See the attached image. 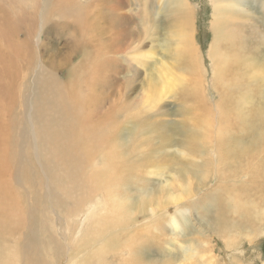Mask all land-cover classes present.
Returning <instances> with one entry per match:
<instances>
[{
  "label": "rangeland",
  "instance_id": "rangeland-1",
  "mask_svg": "<svg viewBox=\"0 0 264 264\" xmlns=\"http://www.w3.org/2000/svg\"><path fill=\"white\" fill-rule=\"evenodd\" d=\"M74 1L76 7H81L89 0ZM136 1L126 0L125 4H120L114 10L110 8L114 0H92L89 12L87 8L82 10L86 12L88 24H80V21L76 24L78 31H86L92 26L96 30H103V34H99L104 44L97 50L96 42V62L90 63L91 72L84 76L91 77L94 70L96 76L91 79L97 83L93 87L105 85L103 91L109 96L108 100L120 99V132H124L126 139L122 141L121 147L125 150V155L118 159L120 169L115 171L118 185L115 189L111 186L113 198L104 208L98 196L85 202L84 207L96 205L98 211L85 217L84 222L80 221V226L84 231L93 233L92 229L98 226V221L93 216L106 214V209L123 196L133 197L135 206L132 214H121L118 217L120 228H112L117 232L119 248L126 242V245H130V250L124 252L113 248L100 256L89 255L91 258L85 260L80 259L83 251L72 254L46 248L41 253L47 264H264V198L261 195L264 189L261 185L264 182V171L254 170L264 158V123L258 125L250 116L255 113L258 118L264 119V82L261 81L264 79V67L245 74L239 70L238 73H225L214 78L213 62L208 55L215 33L211 24V0H183L189 8L188 24L192 44L198 51L196 69L184 72L179 67L180 60L177 61L178 64L175 63L170 53L173 43L168 41V29L162 27L161 23H154L156 17L157 20L163 18V13L160 12L164 8L163 0H153L154 3L149 7L152 15L149 21H153L155 30L151 28L150 37L142 44L135 37L136 32L141 29V21L137 17L140 7ZM39 2L40 0H0V26L7 17L16 18L22 31L25 26L35 24L29 43L31 54L33 50H37L42 59L47 60L51 50L60 51L54 62L60 63L62 67L59 74L61 81L70 85L66 79L70 74L62 69L76 64L81 54H76L70 65L62 64L60 55L67 50L65 40L62 39L66 35L60 33V26L51 33L43 34L44 30L40 31L42 36L38 39L42 11L45 7L49 8ZM242 6L252 16H261V8L255 0H245V5ZM157 9L158 13H155ZM47 20V27H51L49 22L52 24L61 21L53 15H49ZM119 28L122 30L121 35H115ZM258 30H261L260 36L263 39L258 43V49L264 56V26L257 27ZM72 35L79 38L76 31ZM18 37L15 40L23 42L21 33ZM109 43H114V46L108 47ZM100 62L102 64L98 66ZM25 68L34 71L30 74L34 79L29 84L30 100L40 97L42 86L46 82L53 91H58L54 79L41 71L37 63L26 64ZM252 76L259 78L253 79ZM72 82L76 84L74 77ZM250 82L263 86L260 90H249ZM83 87L82 91L86 88L85 85ZM242 87L241 96L245 95V102L240 103L241 113L236 112L235 108L226 117L219 115L218 106L234 98V91ZM100 89L95 90L99 93ZM220 96H224L222 101ZM44 98L47 100L45 93ZM202 98L204 101H201ZM138 119L146 124L144 128H150L144 136H149L148 139L155 138L150 152L153 161L138 162L141 158H133L137 155L136 152L140 155L147 152L142 139L139 142L143 146L140 151H130L128 147L133 143L129 132L134 130V122ZM54 122L57 125V119ZM162 139L168 140L166 145L162 143ZM221 141L227 151L235 144L244 149L238 161L229 153L236 148L222 153ZM55 142L58 143L56 146L53 143L52 147L57 151V159L67 157L68 153L64 150L61 139L57 138ZM38 143L42 156L46 159L44 147H50L47 136L39 134ZM114 152L121 154L120 150ZM115 156L114 153V158ZM127 158L130 160V169L128 165H123ZM33 163L36 171L32 168ZM180 166L186 168L183 170L185 177L178 175ZM21 167L26 169L29 179L37 173L46 189L45 179L42 177L44 172L48 178L49 190H53L58 196L69 201L78 197L77 190H73V177L56 166L50 171L45 170L43 165L41 168L33 151ZM73 167L71 163L65 165L66 169ZM60 180L63 182L60 183ZM144 187L151 189L142 192ZM171 196L177 198L174 203L170 202ZM238 198L241 201L238 202ZM197 201L199 206L195 207ZM219 205L221 226L218 230L213 225V216L217 214ZM181 213L186 214L182 228L169 224L170 215L178 216ZM47 217L49 225L34 224L29 228L42 231L43 237L59 231L65 241L72 245L73 240L64 231L67 229L66 225H56L54 217ZM68 221L71 223L72 220ZM159 221H162L161 225L155 226ZM67 230L68 234L75 233L71 228ZM29 238L28 234L23 235L24 240ZM83 238L84 236H79L78 241ZM108 243L109 240L106 244ZM52 251H56L60 258H53ZM134 259H138V262Z\"/></svg>",
  "mask_w": 264,
  "mask_h": 264
},
{
  "label": "bare ground",
  "instance_id": "bare-ground-1",
  "mask_svg": "<svg viewBox=\"0 0 264 264\" xmlns=\"http://www.w3.org/2000/svg\"><path fill=\"white\" fill-rule=\"evenodd\" d=\"M91 1L85 2L81 7H76L74 0H40L39 2L49 8L45 7L42 11L38 39L40 40V36H42L40 31L44 30L43 34L51 33L52 30L60 26V33L66 35L62 39L65 40L67 50L60 55L62 64L70 65L74 56L78 53L81 54L80 60L76 64L74 63L75 65L72 64L69 68L63 67L64 69H62L69 72L70 76L64 77L70 85L61 81L59 74L62 67L60 63L54 62L60 51L51 50L47 60H43L37 50H33V54H31L29 43L35 24L25 26L22 31L15 20L16 18L7 17L0 26V264H47L41 253L46 248L72 254H76V251H83L80 254L81 260L91 258L89 255L100 256L113 248L124 252L130 250V245H126V242L119 248L120 244L117 243L115 229L120 228L118 217L121 214H129V212L132 214V208L134 209L135 206L133 197L123 196L106 209V214L93 216L98 221L97 228L92 229L93 233L84 231L80 226V221L84 222L85 217L98 211L96 205L84 207L85 202L98 196L104 208L113 198L111 186L113 189L117 188L118 181L115 171L117 168L120 169L118 159L125 155L123 153L125 150L121 147L123 146L122 141H126L124 132H120L122 128L120 99L108 100L109 96L103 91L105 85L99 84L93 87L97 83L91 79L96 76L94 70H92L91 77L85 78L84 76L91 72L90 63L96 62V51L104 44L99 34H103L102 28L96 30L92 26L86 31H78L76 28L79 21L80 24L87 23L86 12L82 10L87 8L89 12L92 6ZM114 1L110 7L114 10L119 8L120 4L126 3V0ZM255 1L261 8V16H252L247 8H243L245 0H211L213 11L211 24L214 26L215 33L208 55L213 62L214 78L225 73H238L239 70L245 74L253 69L264 67V56L258 49V43L263 39L260 36L261 30L257 31V27L264 26V0ZM136 2L140 7L137 17L141 21V29L136 32L135 36L138 43L142 44L150 37L151 28L155 30V27L152 26L154 23H161L162 27L168 29V41L173 43L170 53H172L175 63L178 64L177 61L180 60L179 67L184 72L194 71L193 69H196L197 66L198 51L192 44L188 24L189 8L185 2L183 0H163L164 8L160 9L163 18L157 20L156 17L154 23L149 21V17H152L149 7L154 3L153 0H137ZM158 9L155 13H158ZM49 15L59 17L61 21L52 22V24L49 22L51 27H47ZM20 16L17 17L18 21ZM1 17L2 15H0ZM96 26L99 27V24ZM118 30L119 32L115 35H121V28ZM74 31L77 32L79 38L72 35ZM20 33L23 36V42L15 40L19 38ZM96 33L98 34L96 35ZM92 40H94L93 43ZM96 42L97 50L94 48ZM112 46L114 43L108 44V47ZM31 62L37 63L41 71L54 79L57 92L53 91L46 82L42 86L40 97L36 96L35 100H30L28 90L31 87L29 84L31 80H34L30 74L34 71H28L25 67ZM101 64L100 62L98 66ZM36 74L40 76L38 73ZM73 77L76 79V84L72 82ZM251 78L259 77L252 76ZM261 81L264 82V79ZM213 84L215 85V79ZM83 85L86 87L83 89L84 91L81 89L84 88ZM262 86L260 83L255 85L254 82H250L249 90H260ZM97 88H101L99 93L95 90ZM242 89L243 87L236 89L234 98L218 106L219 115L222 114L223 117H226L235 108L236 112L241 113L240 103L245 102V95L241 96ZM84 92L86 93L84 94ZM44 93L47 100L44 98ZM219 99L222 101L224 96H220ZM201 101H204V98ZM106 102H108L107 105ZM250 116L256 124L264 123V119L258 118L255 113ZM55 119L58 121L57 125L54 122ZM139 122H141L139 119L134 122L136 124L133 125L134 130L131 129L129 132L132 134L130 136L133 143L128 147L130 151H140V148L145 146L147 152H143L142 155L136 152L137 155H134L133 158H141L138 162L153 161L150 152L155 138L148 139L149 136H144V133L147 130L150 131V128H144L146 124ZM39 134L46 135L49 141L50 147H44L46 159L43 158L39 148ZM184 135L186 136L185 132ZM57 138L64 143V150L68 153L65 158L57 159V151L52 147L53 143L55 146L58 143L55 142ZM140 139L144 141L143 146L139 144ZM167 142L168 140L162 139L163 144L166 145ZM215 143L217 146L218 142ZM220 147L222 153L236 148L233 152H229L236 158V161L244 150L239 144H235L227 151L223 141L220 142ZM117 150H120L121 154L114 152ZM31 151L36 155L41 168L43 165L45 170L50 171L56 166L63 173L73 177L75 183L73 190H77L78 193V197L74 201H69L53 193V190H49L48 178L44 172L42 177L45 179L46 189L37 173L36 176L29 179L28 172L21 166L26 162ZM258 154L260 155V152ZM250 162L252 161L250 160ZM68 163L73 164L74 167L66 169L65 165ZM129 164V159L123 162L124 166L128 165L129 167ZM155 164L158 165V162ZM252 164L254 166V163ZM32 168L36 171L34 163ZM185 169V166L179 167V177H185L183 172ZM254 170L264 171V158ZM62 182L63 180H60V183ZM263 184L264 182L261 184L262 188H264ZM150 189L151 187H144L142 192H148ZM261 195L264 198V189L261 191ZM174 200L177 198L172 197L170 202L174 203ZM237 200L239 202L241 198ZM195 205L198 207L199 201ZM219 210H221L220 205L217 214L213 216V225L218 230L221 226L219 222L221 211ZM48 215L50 219L54 217L56 225L65 224L67 229L71 228L75 232L68 234V230L64 229L65 234L73 240L72 245L65 241L59 231H54L50 236L43 237L42 231H36L33 227L29 228L34 224L49 225ZM178 216L170 215L168 222L182 228L186 214L181 213ZM68 219L72 220L71 223ZM85 221L89 222L90 220ZM161 223L162 221H159L155 226L159 227ZM24 234H28L30 238L24 240ZM79 236H84L82 241H78ZM108 240L109 243L106 244ZM51 253L53 258H60L56 251ZM188 255L190 256V254ZM134 260L138 262V259Z\"/></svg>",
  "mask_w": 264,
  "mask_h": 264
}]
</instances>
